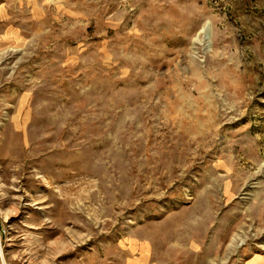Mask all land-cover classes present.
I'll use <instances>...</instances> for the list:
<instances>
[{
  "label": "rangeland",
  "instance_id": "374dc122",
  "mask_svg": "<svg viewBox=\"0 0 264 264\" xmlns=\"http://www.w3.org/2000/svg\"><path fill=\"white\" fill-rule=\"evenodd\" d=\"M254 255L264 0H0V264Z\"/></svg>",
  "mask_w": 264,
  "mask_h": 264
},
{
  "label": "crops",
  "instance_id": "0c3cea01",
  "mask_svg": "<svg viewBox=\"0 0 264 264\" xmlns=\"http://www.w3.org/2000/svg\"><path fill=\"white\" fill-rule=\"evenodd\" d=\"M243 264H264V256H251Z\"/></svg>",
  "mask_w": 264,
  "mask_h": 264
},
{
  "label": "bare ground",
  "instance_id": "6f19581e",
  "mask_svg": "<svg viewBox=\"0 0 264 264\" xmlns=\"http://www.w3.org/2000/svg\"><path fill=\"white\" fill-rule=\"evenodd\" d=\"M144 249L146 250V248H144ZM145 250H142V251H145ZM133 251H134V250H133ZM146 251H147V250H146ZM142 254H143V255H144V254L146 255L147 253H146V252H145V253L142 252ZM1 264H5L3 260H1ZM137 264H138V263H137Z\"/></svg>",
  "mask_w": 264,
  "mask_h": 264
}]
</instances>
